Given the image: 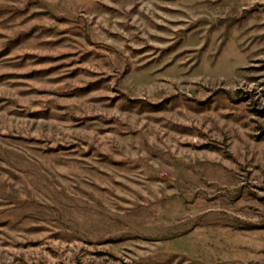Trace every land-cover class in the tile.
<instances>
[{
    "label": "rangeland",
    "instance_id": "rangeland-1",
    "mask_svg": "<svg viewBox=\"0 0 264 264\" xmlns=\"http://www.w3.org/2000/svg\"><path fill=\"white\" fill-rule=\"evenodd\" d=\"M0 264H264V0H0Z\"/></svg>",
    "mask_w": 264,
    "mask_h": 264
}]
</instances>
